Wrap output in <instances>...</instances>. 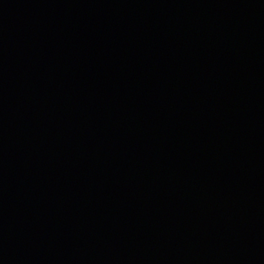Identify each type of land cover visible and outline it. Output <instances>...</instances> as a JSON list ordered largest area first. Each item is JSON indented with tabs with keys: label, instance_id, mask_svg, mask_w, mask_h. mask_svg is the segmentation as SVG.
<instances>
[{
	"label": "water",
	"instance_id": "water-1",
	"mask_svg": "<svg viewBox=\"0 0 264 264\" xmlns=\"http://www.w3.org/2000/svg\"><path fill=\"white\" fill-rule=\"evenodd\" d=\"M0 264H264V0H0Z\"/></svg>",
	"mask_w": 264,
	"mask_h": 264
}]
</instances>
